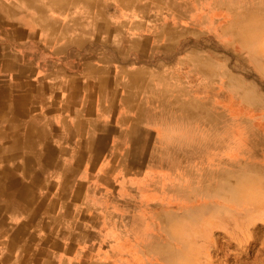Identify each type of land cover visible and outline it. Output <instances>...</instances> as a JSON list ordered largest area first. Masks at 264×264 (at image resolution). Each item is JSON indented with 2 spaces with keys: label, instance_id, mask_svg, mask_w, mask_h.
<instances>
[{
  "label": "crops",
  "instance_id": "crops-1",
  "mask_svg": "<svg viewBox=\"0 0 264 264\" xmlns=\"http://www.w3.org/2000/svg\"><path fill=\"white\" fill-rule=\"evenodd\" d=\"M75 2L0 0V264H120L158 160L151 40L171 35H107Z\"/></svg>",
  "mask_w": 264,
  "mask_h": 264
},
{
  "label": "rangeland",
  "instance_id": "rangeland-1",
  "mask_svg": "<svg viewBox=\"0 0 264 264\" xmlns=\"http://www.w3.org/2000/svg\"><path fill=\"white\" fill-rule=\"evenodd\" d=\"M83 1L107 35L139 19L145 33L171 35L151 40L159 52L149 74L170 127L155 124L158 160L140 216L122 220L120 264H264V9L245 41L248 0L231 9L230 0ZM243 177L254 179L256 200L233 194Z\"/></svg>",
  "mask_w": 264,
  "mask_h": 264
},
{
  "label": "bare ground",
  "instance_id": "bare-ground-1",
  "mask_svg": "<svg viewBox=\"0 0 264 264\" xmlns=\"http://www.w3.org/2000/svg\"><path fill=\"white\" fill-rule=\"evenodd\" d=\"M230 4L228 7H232V5L234 6H238L240 4H242L243 1H246V0H230ZM250 2L253 3V8L255 9V11H247V12H244V14H241V19L240 21L244 23L245 27H244V31H243V34L242 36H244L246 39H251V35H252V32L250 30V28H248V30H246V28L248 27L247 23H250V19L251 17L253 16L254 12L256 11H259L260 9H264V0H248ZM246 30V31H245ZM239 35V34H238ZM243 37V38H244ZM254 37V36H253ZM241 39V37H240ZM167 113H168V110H166V112L164 113V115H166V118H167ZM160 115L157 114L156 115V121L158 122L159 120H162V118L159 117ZM186 120H189V119H186ZM163 121V124L164 126L169 129L170 127V123L165 120H162ZM176 121V120H174ZM178 121V120H177ZM165 122V123H164ZM179 123V122H178ZM126 143V142H125ZM121 151V150H120ZM226 172H222V174H225ZM255 186V181L253 178H250V177H243L241 182H240V185L238 186H232V192L233 194L235 195H239L240 197L244 198V199H248V200H256L259 195L258 194H253V187ZM246 201V200H245Z\"/></svg>",
  "mask_w": 264,
  "mask_h": 264
}]
</instances>
